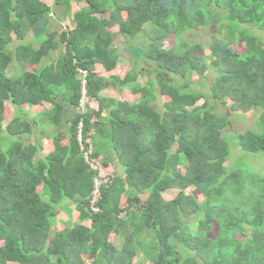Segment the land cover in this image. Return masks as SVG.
I'll return each mask as SVG.
<instances>
[{"label":"trees","instance_id":"obj_1","mask_svg":"<svg viewBox=\"0 0 264 264\" xmlns=\"http://www.w3.org/2000/svg\"><path fill=\"white\" fill-rule=\"evenodd\" d=\"M54 5L70 17L66 30L50 24ZM114 26L128 40L126 70ZM206 26L221 35L207 45L185 38ZM251 28L264 32V0H0V264H264V169L228 165L227 117L188 81L214 70L211 97L258 112L256 129L230 138L247 154L264 152V41ZM239 41L242 52L231 47ZM141 59L153 64L144 84ZM15 62L20 72L8 75ZM77 68L93 98L84 111ZM109 85L139 96H102ZM6 103L21 112L4 118ZM24 104L46 107L28 118ZM47 124L62 128L35 137ZM44 137L52 148L40 154ZM112 159L121 172L103 176ZM70 202L76 221L56 227Z\"/></svg>","mask_w":264,"mask_h":264},{"label":"rangeland","instance_id":"obj_2","mask_svg":"<svg viewBox=\"0 0 264 264\" xmlns=\"http://www.w3.org/2000/svg\"><path fill=\"white\" fill-rule=\"evenodd\" d=\"M44 1H48L49 3H51L53 0H44ZM82 4H83V2H80V5H82ZM74 6H75V4H74ZM54 8L56 9V14L52 15L50 24L58 23L61 26V29L66 30L68 28V26L70 25V17L69 16H65V17L61 16L62 15V8L59 5H57V6L54 5ZM111 29L114 31V33L116 35L114 43L117 46V48L121 54L119 61L123 65L122 70H126V68H128L129 65H131L133 62L127 56L128 55V48H127L128 40L125 37H122L120 34L117 33V26H114ZM250 30L252 32L257 33L258 35H261L262 39L264 41V32L263 31H260V30L255 29V28H251ZM213 33L214 34L216 33L217 35H221L217 32V30L215 28H211L210 26H206V27L199 29L197 32H194V33L186 32L185 38L188 40L194 41V42H201L203 45H207L210 42L211 35ZM32 42L36 47L37 42H35V41H32ZM138 42H141V36L139 37ZM175 42H176L175 38H173L171 36L167 37L164 40V46L169 47ZM16 43H18V41H15L14 43H12L11 47L13 48ZM231 47L234 48V50L237 52H242L244 49L243 43L240 41L236 42L235 44H232ZM208 52L209 51L207 49H204L203 51L200 52V55L203 57V59L205 61L209 60V58H208L209 53ZM124 53L126 54V56L123 55ZM46 61H48V60L46 59L45 62ZM15 65L17 67L13 66L11 68V70L8 72V75L17 74L18 72H20L19 69H21L20 68L21 64L20 63L18 64L15 62ZM152 65H153L152 62L148 61L146 59H141V61L139 62V70L142 72H147V74L145 73L146 75L142 72L139 75L138 82L140 84L145 83V81L147 80V75L150 77H154V73L150 71V68L152 67ZM25 67L27 69H30V70L33 68L32 65H25ZM103 70H104V68L101 64H96L94 71H96L97 73H102ZM121 74H123V73H121ZM215 75L216 74H215L214 70H212L211 68L204 73V75L201 79V82L197 81L196 75H193V76H191V78H188L189 86L192 89L199 90V91L205 93L206 95H208V100H209L210 104L213 102L215 103L213 111L217 114H224L227 117L228 127L224 129V134L229 136L228 142H229L230 150H231V154H232V155H230L232 157H230L228 160V165H230L232 162H235L236 160L238 162L240 160H243L245 165L248 164V166H250V168H252L254 171L262 172V170L264 169V152H259L256 154H251V153L247 154V153L243 152L236 145L235 139L232 138V135L230 138V134L237 133V132H239L245 128L256 129L257 128L256 118H257L258 112L256 110H253V111H250L247 113L241 112V111H231L229 109V105H228L229 101H227L226 104H222V102H221L222 100L211 97L209 89H210V86L215 79ZM106 84H108V82ZM113 88H114L113 86L109 85L107 88L103 89L101 91L102 96H104V97L105 96L106 97L113 96L116 99H125L127 101H131V100H133L139 96L138 94H135V95L130 94L128 91L123 92V94H121V93L118 94L116 92V90H113ZM89 99H90V101H93V98H89ZM165 99H166V97L159 95L157 97L156 104L160 107L162 102ZM202 101H203V99H201L198 103H201ZM93 106L95 108H97L98 107L97 102H94ZM45 107H46V105H44V104H41L38 106H30L28 104H24L21 108H22V110L27 111L28 116H26V117L30 118V116L35 115L37 112L44 109ZM47 107H48V105H47ZM16 111L21 112V110L17 109L13 105L6 103L4 118L8 119V118L12 117L16 113ZM107 112H108V108H105L103 111V116ZM58 128L61 129L62 127H55V126L53 127V126H50L49 124H47L43 130H40L38 127H35L34 128V136L40 138L42 136V133H43V136H47V135H50V132H54ZM42 131H44V132H42ZM41 142H42V149L40 151V154H44V153L48 152L49 150H51L52 145L50 142H48V140L41 138ZM64 142H66V140H64ZM239 155L242 156V158H237V157H239ZM111 164L113 165V167L111 166L112 172L110 169H107L104 167L101 168V174L103 176H107L108 174H113V172H115V173L121 172L122 169L118 165L116 160L112 159ZM93 166H95V165L93 164ZM185 191L186 192L190 191L198 199H201L200 193L197 192L194 187H189ZM176 193H177V189H170V190L165 191L163 193V196L166 199H170ZM144 197H145V195L142 194L141 198H144ZM122 204H124V199H122ZM58 210H59V212L53 217L54 225L58 224L56 227L71 226L76 221L77 210H76L73 202H70V203L64 205L62 208H60ZM85 223H87V221H85ZM121 243H122V238H119L116 240V244L118 246H120ZM139 259H141V261H137V259H136V263H138V264H149L147 260H142V258H140V256H139ZM139 262H141V263H139Z\"/></svg>","mask_w":264,"mask_h":264},{"label":"built area","instance_id":"obj_3","mask_svg":"<svg viewBox=\"0 0 264 264\" xmlns=\"http://www.w3.org/2000/svg\"><path fill=\"white\" fill-rule=\"evenodd\" d=\"M77 71L81 77L80 78V87H79L80 98H79L77 108L80 111H84L86 103L89 101V97L87 95V80H86V76L88 74V71L86 69H83V68H77ZM78 139L80 140L79 135H78ZM101 184H102V180L100 178H98V177L94 178L93 189L91 191V200H90V204H91L90 207L93 211H97L99 209V207L95 205V202L99 198Z\"/></svg>","mask_w":264,"mask_h":264},{"label":"crops","instance_id":"obj_4","mask_svg":"<svg viewBox=\"0 0 264 264\" xmlns=\"http://www.w3.org/2000/svg\"><path fill=\"white\" fill-rule=\"evenodd\" d=\"M53 132H50V134H52ZM43 139H45V137L43 138Z\"/></svg>","mask_w":264,"mask_h":264}]
</instances>
